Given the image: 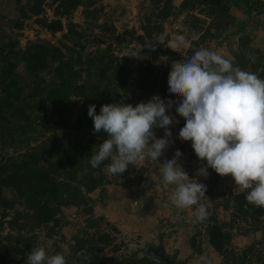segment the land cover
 Listing matches in <instances>:
<instances>
[{
    "label": "trees",
    "instance_id": "obj_1",
    "mask_svg": "<svg viewBox=\"0 0 264 264\" xmlns=\"http://www.w3.org/2000/svg\"><path fill=\"white\" fill-rule=\"evenodd\" d=\"M97 2L14 0L16 15H0V264H27V253L38 246L36 230H44L46 238L58 235L63 239L61 227L66 220L62 218V208L70 206L80 207L86 218L84 226L66 243L67 264H82V258L77 256L82 249L91 256V264H154L151 256L157 257L159 264H193V257L206 264L212 254L218 257L215 264H264V208L246 201L248 190H242L233 180L224 191L227 179L233 178L208 168L207 177L201 176L199 183L206 185V197L200 202L207 205L209 215L203 222L193 223L196 206L179 210L172 205L169 197L175 186L164 184L161 162L129 165L115 177L120 179L121 187L130 188L120 208H127L124 202L133 198L138 211L141 207L149 209L156 198L167 206L173 219H159L151 231L153 235L142 243H138L141 236L135 239L136 247L127 248L126 241L121 240V251L112 236L100 228L103 216L92 214L94 202L105 201L106 184L112 180L105 177L109 161L98 168L89 163L92 151L107 139V134L94 133L93 120L88 116L89 105H95L99 114L105 104L136 106L154 95L166 102L176 98L168 92L169 74L165 69L160 73L162 68L152 60L159 53H167L156 41L168 17L178 14L183 15V25L188 30L199 33L193 45L212 41L215 47L225 46L229 55L220 54L222 57L234 67L264 79V46L258 42L263 40L259 27H246V21L254 17L264 20V0H180L175 7L173 0H149L146 6H140L141 33L132 41L135 31L131 30L123 46L132 54L154 41L155 50L142 48L146 58L134 66V56L119 54L107 41L114 37L118 45L122 41L119 36L92 32L95 28L101 32L112 28L99 21L103 12L101 3L95 6ZM45 7L50 9L51 18L46 16ZM78 7L82 24L71 21ZM239 7L240 15L234 12ZM32 16L42 29L52 36L59 33V37L54 42L28 39L20 45L18 37L24 20ZM87 36L95 42L83 51ZM164 38L167 41V35ZM194 52L189 48L185 58ZM184 125L180 117L173 138L177 150L192 149L191 141L179 138ZM191 157L196 161L197 174L206 161L199 160L195 152ZM97 188L98 199L90 196ZM218 209L228 217H220ZM164 226L170 230L163 231ZM177 227L188 235L185 242L191 253L184 258L166 251L162 240ZM111 229L116 230L114 224ZM233 236L246 237L247 242L236 250L231 245ZM52 249L49 255L59 252Z\"/></svg>",
    "mask_w": 264,
    "mask_h": 264
},
{
    "label": "clouds",
    "instance_id": "obj_2",
    "mask_svg": "<svg viewBox=\"0 0 264 264\" xmlns=\"http://www.w3.org/2000/svg\"><path fill=\"white\" fill-rule=\"evenodd\" d=\"M153 42L130 56L140 57L144 47L155 50ZM181 46H186L185 37L177 35L167 47L177 51ZM168 85V92L181 98L175 106L176 113L185 120L179 138L191 141L196 156L206 161L197 175L206 178L208 168L222 177L230 175L235 185L248 190V203L264 208V79L234 67L215 51L200 48L190 58L172 62ZM174 103L154 95L136 106L102 105L99 114L95 105H89L94 133L107 134V139L92 151L91 166L98 168L107 160L106 172L120 175L129 165L159 162L174 142L170 131L178 123L170 115ZM154 128L163 129L164 136L157 138ZM182 155L176 150L172 159L162 163L163 182L175 186L172 205L179 210L196 206L193 223L203 222L209 215L207 205L200 202L206 197V185L183 170L178 163ZM77 256L82 258V264H91L86 249ZM150 258L159 264L157 257ZM27 264H67V259L61 252L49 255L44 246H37L27 253ZM206 264H212V260H206Z\"/></svg>",
    "mask_w": 264,
    "mask_h": 264
},
{
    "label": "rangeland",
    "instance_id": "obj_3",
    "mask_svg": "<svg viewBox=\"0 0 264 264\" xmlns=\"http://www.w3.org/2000/svg\"><path fill=\"white\" fill-rule=\"evenodd\" d=\"M24 0H21L23 2ZM149 0H98L97 3H95V6L101 3L102 5V14L99 16L100 22H106L111 25L112 28H109V30L106 32H101L98 29H93L92 32L96 35H114L119 36L122 41L116 45L114 41V37H110L111 39H108L107 41L111 43V46H113L114 51L118 52L121 55H128L130 56L131 53H129L126 49H124L123 43L126 42L127 39L130 38V31L134 30V36L132 37V41H134L136 34H140V24H139V14H140V6H146L149 2ZM180 0H173L174 7L179 3ZM16 4L14 3V0H0V15L4 14L5 17H13L16 15ZM236 14L240 15L241 13V7L238 8V10L234 11ZM45 14L48 18L52 17L50 9L45 7ZM183 15L178 14L175 17H168V19L163 24V34L161 36L167 35L168 39L165 41L164 39H157L156 45L161 49H166L167 53L162 54L159 53L156 55V58L152 60V62L155 64L157 68H162L160 70V73L164 69L169 74L171 70V65L173 61H183L185 60V56H187L188 49H192L194 51L200 49V48H207L211 51H215L217 54L222 55H229L228 50L225 46H217L215 47V43L212 41H205V42H199L197 45H193V41H197L198 34L196 32H193L191 30H188L185 25H183L182 18ZM2 21V20H1ZM62 22H65V19L61 18ZM71 21L73 22H79L80 24L83 23V18L81 14L80 7L76 8V10L73 11L71 15ZM64 24V23H63ZM65 26V25H64ZM246 27L247 28H255L259 27L258 34L261 35L262 41H258L260 44L264 46V20L263 18L254 17L250 21H246ZM5 28V27H3ZM21 35L18 37L19 44L24 45L26 40H35L38 39H45L51 42H54L58 37L59 33H56L55 35H51L48 31L45 29H42L39 24H37L34 21V17H30L28 19L24 20V27L22 28ZM87 35H90L91 32L87 29L86 31ZM177 35H183L186 40V46H181L177 51H174L170 48H168V42L170 40H173ZM159 36V37H161ZM158 37V38H159ZM92 42H95V39L93 37H88L85 40L84 44L85 47L83 48V51H88L91 47ZM104 45V42L101 43V46ZM129 47H132L133 43L130 42ZM123 47V48H122ZM195 53V52H194ZM133 57V56H132ZM132 66H134L139 61H144L146 56L145 54L141 53L140 57H133ZM165 71V72H166ZM181 98L174 97L172 101H174V106L170 112V115H172L178 122L180 121V116L175 111V106L178 104L179 100ZM177 124V123H176ZM176 124H174L170 131L172 132V140L174 138V129ZM155 135L157 138H162L164 136V130L161 128H154ZM177 150V143L173 142L169 145L168 149L164 152L162 157L160 158L161 163L166 162L167 160H170L174 157L171 153H175ZM182 152V157L179 158L178 163L183 168V170L189 175L190 178L197 179V182L199 183V178L201 176H198L196 173H194V167L196 165V161L193 157H191V154L194 152L193 149H184L180 150ZM150 164H154L153 162L147 161ZM197 176V178H196ZM106 179L112 180L107 182L106 184V192L107 197L105 198V201L100 202L97 200L93 204V215H102L103 216V222H100V228L103 231H107L113 239V243H118L120 245L121 251L124 249V245L122 246L119 242L123 240V242L127 243V248H133L136 247L138 244L136 243V238L141 236L138 243H142L144 241L145 237H148L150 235H153L151 233L152 230H155L157 222H159V219L165 218L168 220H173L171 211L167 208V206L161 202L160 200L157 201L156 198H154V202L152 203L151 208H144L141 207L139 209L136 207V201H134L133 198L128 199L126 202L127 208H120L119 203L121 200H123V196L127 195L130 188H123L120 186V179L117 178L116 175H110L106 173L105 175ZM233 184V179L230 180V178L227 179V185H224L223 190L225 191L227 187H230ZM155 192L159 190L157 187H155ZM98 188L93 190L90 193L91 197H95L98 199L97 196ZM172 195H170L169 199L171 201ZM95 199V200H96ZM126 199V198H125ZM124 199V200H125ZM137 211V213H136ZM141 211V212H140ZM143 212V215H142ZM218 215L220 217L227 218L228 215L226 212L222 211L221 209H218ZM178 215H180L178 213ZM62 218L66 220L64 225L61 227V233L63 235V239H59L58 235L54 237H45L44 236V230H36L34 233L37 235L38 246H44L47 249L48 254H50L53 249L57 248L59 252L65 254L67 252V242H71V236L74 235L79 229H81L84 226L86 215L81 213L80 207H64L62 208ZM135 219L136 223L133 222L132 219ZM115 225L116 230H112L111 226ZM147 227L149 229L147 230ZM170 228L167 226H164L163 231L167 232ZM2 231V233H4ZM188 235L186 232L182 230V228H174V230H171V232H168L166 235L163 236V243L165 246L166 251L176 252L177 256L179 258H184L188 253H191L190 247L188 243H186V237ZM50 242V246H49ZM247 242L246 237H239V236H233L231 240V245L236 249H240L245 243ZM123 243V244H124ZM125 247V248H126ZM123 248V249H122ZM212 262L217 263L218 257L215 254H212ZM193 264H200V261L197 260L195 257L192 258ZM214 263V264H215Z\"/></svg>",
    "mask_w": 264,
    "mask_h": 264
}]
</instances>
